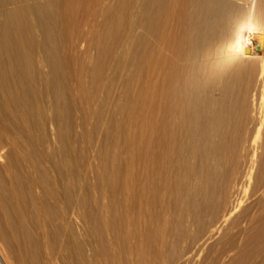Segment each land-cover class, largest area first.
Here are the masks:
<instances>
[{"label":"rangeland","instance_id":"374dc122","mask_svg":"<svg viewBox=\"0 0 264 264\" xmlns=\"http://www.w3.org/2000/svg\"><path fill=\"white\" fill-rule=\"evenodd\" d=\"M221 3L253 9L264 34V0ZM198 6L187 11L193 22ZM156 8L0 0V264H264V126L247 167L264 70L241 62L211 78L213 90L201 75L195 112L174 118L165 156L153 143V100L140 99L152 60L176 62L154 39ZM177 21L175 43L205 42L199 22ZM206 93L222 112L209 134Z\"/></svg>","mask_w":264,"mask_h":264},{"label":"bare ground","instance_id":"6f19581e","mask_svg":"<svg viewBox=\"0 0 264 264\" xmlns=\"http://www.w3.org/2000/svg\"><path fill=\"white\" fill-rule=\"evenodd\" d=\"M143 1L147 3V7L156 4L157 8L155 11V19L152 24V32L156 37L154 39L155 41L157 40L156 42H160V44L164 46V49L169 51V53H172L176 58L174 59L176 62H172V61L163 62L160 61V59L158 60L157 58H156L157 60L154 61L152 60L150 65L153 63L151 65L153 70L150 69L151 67H148L149 70L152 71L150 72L152 73L150 75L151 77L150 81L152 87L149 88L148 85L151 84H148L147 81H145L144 84L146 83L145 86H147L149 89L147 87H144L141 89V93H140L141 94L140 99H142L141 101H143L147 97H151L153 100V105H154L153 110L155 111L154 113L156 114L155 121L157 120V122H155V124L157 123L156 124L157 128L152 132L154 137V138L152 137L154 141L153 143H155V147L156 146L158 147L157 149L162 150L161 152L165 154V156H167L170 155L169 154L170 150L173 148V146H175L176 139H178L175 138L174 136V134L176 133L175 130H171V127L174 124L173 123L174 118L176 117L180 118L181 119L180 122L185 123L187 120V118H185V114L187 113V111L191 113V111L194 110L193 113L195 112L194 103L196 99L195 97L197 96L198 93L197 90L199 89L198 85H200L199 78L202 77L201 75H203L204 79L206 80L203 81V83L204 84L208 83L207 84V89H208V86L211 84V80H210L211 78L212 79H214L213 77L218 78L219 77L218 75L220 73L224 72L228 68L230 69L231 67H235L239 65L241 62L243 63L249 61H257L259 64L258 67H260L259 72L260 71L262 72V70H264V34L261 31L263 27L261 26V24L259 25L257 19L259 17L257 14H255L253 9L251 10L250 8V10L244 15L241 12V10H239V8H237L236 6L232 5L231 3L222 4L221 0H198V1L197 0H143ZM198 4L199 6L197 10L199 9L200 6H203L204 9L202 11V15L201 16L199 15L200 16L199 21L194 19V22L196 21L199 22V25H197V27L195 26L191 27L194 24V22L192 21L193 20L192 18L191 19L189 18L190 15L188 14L187 11H190L189 13L191 14L192 7L194 8V6ZM175 19L176 21L178 20L177 25L183 23L185 26H187V22L190 19L193 23L189 20V22H191L192 25L190 23L191 26H187V28L189 27L188 29L190 28L193 29L195 27L194 34H196L197 32L198 33L201 32L198 35L200 36V38L203 37L204 39L201 38V40L203 39L205 40V42L198 46L194 45L195 47L192 50H188V49L186 50L182 48L179 45V42L178 44L175 43L174 41L175 37L173 38L171 36L174 35L172 33L173 31L171 32V27L176 26L175 24H173L175 23L173 22ZM259 20H261V18H259ZM167 23L171 24V26L169 24L166 26V27L169 26L170 31L167 33L168 36L167 35L163 36L162 34L164 32L162 33V30L164 25ZM218 26L220 27L218 31L219 30L220 31L214 33V29L217 28ZM204 28L212 29L213 30L212 35L203 36L202 31ZM189 34L191 35V33ZM154 35L152 36L154 37ZM180 60L183 61L189 60L190 64L188 63L189 65L187 67H180L177 63ZM195 60H197V63L195 62ZM144 84L142 83L141 85ZM209 87L212 88V86ZM204 88H205L204 89V93H205L206 86H204ZM212 90L210 89V91L207 92L210 93ZM216 90H218L219 93L218 87L216 88ZM208 95L206 96L207 98H205L206 100H204L205 104L201 111L202 117L204 118V120L202 121L203 122L202 128H204L206 134H209V132L212 131V128H214V130L217 129L222 122L221 110L219 108L215 109L214 106H213L214 108L210 107L209 104L210 99L208 98ZM261 101L258 103V105L255 108V122L253 124V129L255 130L254 135L247 141L248 142L247 147L249 146L248 148H250L249 156L247 158L248 169H251L253 167L254 156L257 153V149L260 147V145L257 144L259 142L257 141L256 143V138L259 137V136L257 137V135L260 133V130L264 126V108ZM187 115L188 114H186V116ZM190 119L191 117L188 116V120ZM177 124L178 126L180 125L179 122ZM162 125L164 126L163 127L164 129L162 128ZM174 125L176 126V124ZM165 126L168 129H166ZM174 129H176V127ZM192 131L193 130H189L187 132L189 133ZM145 145L147 146V144L143 142L141 145L142 148H140L142 149V153L140 154L145 155L146 151L148 150L146 149ZM2 147L1 150L3 149ZM160 150H158V153L155 151L157 155L159 154L158 158L159 157L165 158V156L162 155ZM159 152L161 153V156ZM151 153H154V151ZM145 157L147 158V155ZM152 166L154 165L152 164Z\"/></svg>","mask_w":264,"mask_h":264}]
</instances>
